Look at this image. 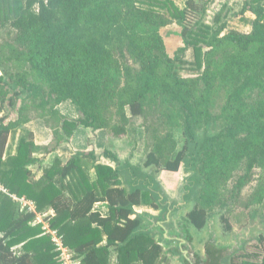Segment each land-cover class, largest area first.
Here are the masks:
<instances>
[{
  "label": "trees",
  "instance_id": "16d2710c",
  "mask_svg": "<svg viewBox=\"0 0 264 264\" xmlns=\"http://www.w3.org/2000/svg\"><path fill=\"white\" fill-rule=\"evenodd\" d=\"M215 1L185 0L180 7L174 0H0V32L6 30L0 110L17 107L13 119L0 116V185L6 190H0V264H59L50 234L35 222L36 213L50 210L45 219L76 264H169L172 250L143 228L134 208L149 204L154 194L134 177L127 188L111 151L103 155L114 167L98 163L90 148L65 161L55 156L36 178V154L55 151L80 126L90 133L91 146L96 130L125 136L129 125L136 132L154 115L144 125L152 139L144 165L167 171L184 165L189 182L199 186L187 213L198 228L211 204L237 205L256 169L251 201H262L264 0H241L236 12L230 10L248 31L229 27L227 4L206 20ZM188 11L198 14L190 26L184 23ZM172 22L182 28L183 45L171 56L159 29ZM189 48L188 62L182 54ZM183 66L191 73L180 75ZM64 100L77 108L76 118L55 108ZM35 117L52 129L53 144L36 145L33 133L22 130L11 152L10 134ZM210 124L217 132H208ZM179 127L186 139L178 149ZM11 195L34 202V210ZM101 201L109 206L106 216L93 209ZM225 225L231 228L227 219ZM258 243L259 252H244L240 261L233 256V264H264V236Z\"/></svg>",
  "mask_w": 264,
  "mask_h": 264
},
{
  "label": "rangeland",
  "instance_id": "374dc122",
  "mask_svg": "<svg viewBox=\"0 0 264 264\" xmlns=\"http://www.w3.org/2000/svg\"><path fill=\"white\" fill-rule=\"evenodd\" d=\"M176 4L184 5L185 0H174ZM240 1L241 0H217L214 4H212L207 12H206V20L210 21L212 20L213 14L221 8L223 4H227L230 8L227 11V14L231 11L236 12L240 7ZM230 14V13H229ZM198 14L188 11L186 19L184 20V23L186 26H190L192 22L197 18ZM229 16V27L236 28L241 31H248L249 25H246L243 20L240 19V17L230 14ZM181 26L177 24L176 22H172L169 25H166L164 27H161L159 29V32L163 38V42L165 44V48L168 51V53L172 56L178 47L182 46V38H181ZM6 30H3L0 32V40L2 39V35ZM184 59L186 61H191L193 59L192 49L189 48L184 54H182ZM178 73L180 75H188L191 73L189 69H187V66L180 67L178 70ZM217 109V107H215ZM5 111L8 113V118H12L14 116V112L9 111L7 108ZM150 116L155 117L154 115H148L145 118V123L142 124L143 127H139L140 129V137L141 139L138 140V135H136V132L132 131L133 126L129 125V131L126 134L125 138L122 137L121 139H116L115 148L118 147V152L121 154L122 157H125L130 150H132V146L137 140V145L139 144L138 152L142 153V161L144 160V153L150 148V145L152 143V139L150 135L148 134V131L145 129L144 125H147L148 122H150ZM138 122H141V120H137ZM216 126V125H215ZM212 126L211 124L207 126L208 132L213 133L217 132L219 128L217 126ZM197 136H201V132H197ZM174 138L177 143L178 149L181 148L185 142L186 136L183 133V129L181 127L176 128L174 130ZM139 141V142H138ZM49 144H53V140L49 142ZM138 153V154H139ZM136 155V154H135ZM136 158V157H135ZM135 161V159H133ZM237 171L233 172V176L229 178L228 185L225 186L226 188H232L231 184L233 182V178L235 177ZM258 170H254L253 177L250 182L245 184L236 200L237 205L230 207L229 201L225 205L221 204H211L209 209V220L204 227L203 231H200L198 235V239L201 238V236L205 237L206 239L207 235H210L211 233L216 235V242L218 244H223L226 248L222 253L228 254L226 259L224 260L225 264H233V256H239L244 252L253 253V252H259L260 245L258 243V239L260 236H264V197L261 202L258 201H251L254 197L252 195V192L254 190V185L257 180L258 176ZM187 172L181 167L180 173H162V176H160V181L164 186H177L178 182L181 185H185V177L187 176ZM171 190V189H170ZM194 200L190 202L189 209L194 205ZM187 208V209H188ZM186 212V211H185ZM182 216L181 219L185 218L184 211H181ZM224 218L227 219V221L232 225L231 230H227L225 227ZM193 229L194 227L191 226ZM155 236V235H154ZM155 239H158L157 236H155ZM202 240V242H203ZM205 242V240H204ZM204 244V243H203ZM203 244H196L197 248H199V251L201 254L203 253L202 246ZM237 244H240L239 248H235L233 250V246H236ZM165 248H167L165 245ZM214 247V246H213ZM229 248V249H228ZM168 249V248H167ZM226 252V253H225ZM230 252V253H229ZM169 255V254H168ZM170 256V255H169ZM242 257L239 256L238 261H240ZM177 259L173 256H170L169 264H176Z\"/></svg>",
  "mask_w": 264,
  "mask_h": 264
},
{
  "label": "flooded vegetation",
  "instance_id": "af4514ba",
  "mask_svg": "<svg viewBox=\"0 0 264 264\" xmlns=\"http://www.w3.org/2000/svg\"><path fill=\"white\" fill-rule=\"evenodd\" d=\"M136 142L137 140L134 142L135 146ZM134 148L135 147L133 146L132 149ZM147 152L148 151H146V153L143 152L145 157L143 161L141 160L143 154H141L139 159L134 163L130 162L129 159L122 160L116 155L119 164L123 166L121 169V177L125 181L124 183L130 180L131 177H134V179L138 181L142 190H148L154 194V198H152V201H149L148 205H151V202L157 205V207L152 206V209H154L155 212H137L142 215L141 225L143 228L150 229V231L157 236L158 239H161L160 241L163 244L167 245L166 247L168 249L172 250L173 253L171 256L177 259L176 264H208V262H206L203 258V253L201 254L199 248L195 246H197L196 244L199 245L203 243L202 240L205 237L201 236V238L198 239L197 234H199L200 231H203L209 220L210 214L207 212L206 223L201 228L192 224L187 216V213L192 210L196 203L199 186L197 183L193 185L189 182L188 177L190 173L185 170L184 165H180L178 170L171 172L174 174L180 173L182 167L188 173L185 177V185H183L184 183L182 182L183 184L181 183V185L178 186L180 184V182H178L177 186L170 187L171 190H169V188L166 189L164 183H161L159 177L162 176V173H166L167 170L163 168L158 169L153 165L145 166L144 162L146 160ZM127 163L128 165H126ZM130 166H133L135 169L132 170ZM127 188H129V186H127ZM192 200H194L195 203L189 209L188 207ZM181 211L186 213L185 218L183 219L180 218L184 217L182 216ZM224 222L226 223V219H224ZM191 226H193L194 229ZM231 229L232 228L227 230ZM204 240L205 243L203 246L207 256H214L219 259L218 263L225 264L224 260L228 254H224L222 251H224L226 247L216 242V235L211 233L210 235H207V238ZM239 247L240 244H237L236 246H233V250Z\"/></svg>",
  "mask_w": 264,
  "mask_h": 264
},
{
  "label": "crops",
  "instance_id": "0c3cea01",
  "mask_svg": "<svg viewBox=\"0 0 264 264\" xmlns=\"http://www.w3.org/2000/svg\"><path fill=\"white\" fill-rule=\"evenodd\" d=\"M179 6L182 7V5H180V4H179ZM6 108L9 111L15 113L17 107L8 108L7 105H4L3 108L0 110V116L3 114H7V112L5 111ZM55 108L61 114L65 115L69 118H76L78 115L77 108L69 100H64V101L60 102L58 105H56ZM15 114L12 117V119L15 117ZM139 129H140L139 127H137L135 129L136 135H138V137H139L138 140L141 139ZM22 130H30L33 133L34 143L36 145H39V146L48 145L49 142L51 140H53V137H54L52 129L45 123V121L43 119H41L39 117L32 118L29 121H27L26 123H24L21 127L16 129L14 131V134H12V133L10 134L9 139H8V149H10L11 152H14L15 141L17 140L18 135L21 133ZM95 133H96L95 136L91 139V143L93 145L90 146L89 141H88L89 137H90V133L88 132V130L85 127L80 126V127H78V129L75 130L73 135L70 138H68V140L61 142L57 146L55 151L48 153L47 156H43L42 153H37L36 156L40 160H39V162H36L31 167L36 178L41 175V166H44L45 164L52 163L55 156H59V157H61L62 161H65L68 158H70L76 151H88L90 148H93L96 155H97V162L103 163V164H108L112 167L115 166V163L113 161H111L109 158L104 157L103 151L105 149L111 151L113 154L117 155L122 160L129 159L130 162H132V163H134L136 160H138L139 156L142 154V153H139L137 151L139 148V144L137 145V142H136V146L134 143H132L133 146L135 147L134 149H132V154H131V150H130L129 153L125 157H122L121 154L118 152V150H119L118 147L115 148V146H116L115 140L117 138L121 139L122 137H125V136H114V135L109 134L104 129L96 130ZM133 159H135V161H133ZM166 173L172 174L173 172L166 171ZM89 175L92 179H95L96 172H95L94 168H90ZM165 187H166V189L169 188V190H170L171 186H165ZM134 208L137 212H140V213L141 212H150V213L155 212V210L152 209V207L148 204L136 205ZM93 209L98 210L102 216H106L109 212L108 204L106 202H103V201L96 202L93 206ZM50 211H52V210H50ZM50 211H48L47 214H50ZM52 213H53V211H52Z\"/></svg>",
  "mask_w": 264,
  "mask_h": 264
},
{
  "label": "built area",
  "instance_id": "2783aa9c",
  "mask_svg": "<svg viewBox=\"0 0 264 264\" xmlns=\"http://www.w3.org/2000/svg\"><path fill=\"white\" fill-rule=\"evenodd\" d=\"M0 190L6 191L1 185ZM11 196L13 199L19 201L22 208L27 207L29 210H34V202L27 200L24 197H17L15 195ZM47 213H36L35 222L41 223L42 229L50 234L51 240L55 245V250L58 251L57 257L59 264H76V261L72 258V254L70 253L69 249L63 244L61 235H59L55 229L49 227L48 222L45 219V216L48 215ZM50 214H53L52 211H50Z\"/></svg>",
  "mask_w": 264,
  "mask_h": 264
},
{
  "label": "water",
  "instance_id": "95a60500",
  "mask_svg": "<svg viewBox=\"0 0 264 264\" xmlns=\"http://www.w3.org/2000/svg\"><path fill=\"white\" fill-rule=\"evenodd\" d=\"M203 243H205L204 241H203ZM202 243V244H203ZM223 245V244H222ZM202 246V251H203V255H204V259L206 260V262H208V264H218V262H219V259L218 258H215L214 256L212 257V256H207V254L205 253V248H204V246L203 245H201Z\"/></svg>",
  "mask_w": 264,
  "mask_h": 264
}]
</instances>
